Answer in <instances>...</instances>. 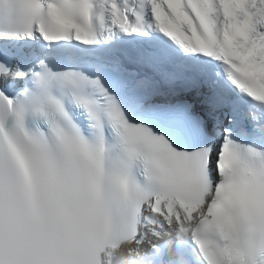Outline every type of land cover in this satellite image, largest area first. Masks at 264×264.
Segmentation results:
<instances>
[{
	"label": "snow or ice",
	"instance_id": "obj_1",
	"mask_svg": "<svg viewBox=\"0 0 264 264\" xmlns=\"http://www.w3.org/2000/svg\"><path fill=\"white\" fill-rule=\"evenodd\" d=\"M0 264H264V0H0Z\"/></svg>",
	"mask_w": 264,
	"mask_h": 264
}]
</instances>
